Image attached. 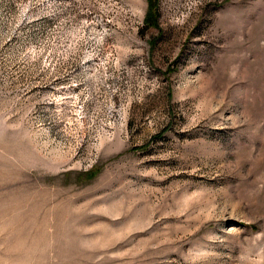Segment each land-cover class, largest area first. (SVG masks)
Wrapping results in <instances>:
<instances>
[{"label": "rangeland", "instance_id": "1", "mask_svg": "<svg viewBox=\"0 0 264 264\" xmlns=\"http://www.w3.org/2000/svg\"><path fill=\"white\" fill-rule=\"evenodd\" d=\"M0 264H264V0H0Z\"/></svg>", "mask_w": 264, "mask_h": 264}]
</instances>
